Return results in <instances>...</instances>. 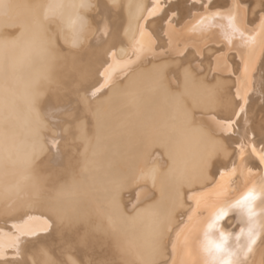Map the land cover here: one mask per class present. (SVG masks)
Listing matches in <instances>:
<instances>
[{
  "label": "bare ground",
  "instance_id": "1",
  "mask_svg": "<svg viewBox=\"0 0 264 264\" xmlns=\"http://www.w3.org/2000/svg\"><path fill=\"white\" fill-rule=\"evenodd\" d=\"M262 27L264 0H0V264H264Z\"/></svg>",
  "mask_w": 264,
  "mask_h": 264
},
{
  "label": "snow or ice",
  "instance_id": "2",
  "mask_svg": "<svg viewBox=\"0 0 264 264\" xmlns=\"http://www.w3.org/2000/svg\"><path fill=\"white\" fill-rule=\"evenodd\" d=\"M259 35L261 37V42H260V50L262 53H264V27H262L260 30H259ZM248 43L249 44H253L255 43V37H249L247 39ZM249 71V67L247 65H245V73L247 74ZM46 230V229H45ZM186 243L189 242V238H186L185 240ZM180 264H197V261L195 260H188V261H181ZM204 264H216V261H211V262H208V261H205ZM221 264H232L231 261H224V262H221Z\"/></svg>",
  "mask_w": 264,
  "mask_h": 264
}]
</instances>
